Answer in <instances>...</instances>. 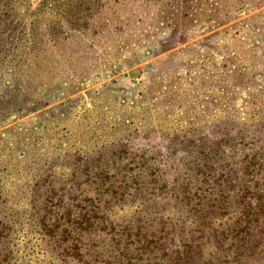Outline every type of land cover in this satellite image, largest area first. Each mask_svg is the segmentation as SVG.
<instances>
[{
    "label": "rangeland",
    "instance_id": "obj_1",
    "mask_svg": "<svg viewBox=\"0 0 264 264\" xmlns=\"http://www.w3.org/2000/svg\"><path fill=\"white\" fill-rule=\"evenodd\" d=\"M184 2L185 8L162 0H117L88 12L63 5L46 13L42 26L49 33L63 31V50L55 52L48 38L32 33L29 42L45 41L48 50L23 58L20 63L28 66L18 72V85L11 84V71L0 81V199L17 226L33 198L28 188L37 181L44 182L39 199L46 198L51 180L72 185L64 197L82 196L81 191L96 197L101 184H117L119 174L96 179L94 172L112 164L126 136L131 144L125 154L156 156L166 150L162 133L169 129L215 120L209 114L223 121L249 118L264 106V2ZM42 5L43 0H25L23 9L38 12ZM220 13L231 20L220 24L226 17L219 16L214 22ZM60 14L67 17L56 19ZM85 14L92 17L84 21ZM87 162L88 178L81 170ZM114 196L102 194L109 201ZM128 207L121 206L133 210ZM27 231L23 223L19 238ZM216 251L207 247L201 255L208 260ZM29 261L18 264H41Z\"/></svg>",
    "mask_w": 264,
    "mask_h": 264
},
{
    "label": "trees",
    "instance_id": "obj_2",
    "mask_svg": "<svg viewBox=\"0 0 264 264\" xmlns=\"http://www.w3.org/2000/svg\"><path fill=\"white\" fill-rule=\"evenodd\" d=\"M24 1L0 0V81H4L3 73L11 71L13 86L18 85V72L27 69L20 63L23 58L48 50L45 41L29 42L32 33L48 38L55 52L63 50V31L49 33L42 26L48 11L64 5L88 12L117 2L43 0L38 12L29 13L23 9ZM225 1L208 3L217 6ZM169 2L185 8L184 0H162L163 5ZM60 15L54 16L61 21L67 17ZM219 16L226 17L220 24L231 20L228 13L212 20L218 22ZM90 17L85 14L83 20ZM197 17L204 21L201 13ZM233 109L239 116L237 107ZM208 116L215 120L181 126L191 131L179 128L162 133L166 150L156 156L145 151L125 154L131 143L129 136L124 137L112 164L94 172L96 179L119 174V182L101 184L94 191L96 197L82 191V196L64 197L73 192L72 185L60 187L51 180L46 198L39 199L44 182L37 181L28 188L33 198L20 226L16 218L6 215L5 198L0 199V264H18L25 258L41 264L54 259L57 264H244L251 259L263 264L264 106L249 118L223 121L217 115ZM102 156L90 157V162ZM88 163L81 168L87 178L92 172ZM133 180L138 187L132 186ZM59 191L61 196L55 197ZM105 193L115 195L112 201L102 197ZM128 204L132 211L121 208ZM23 223L28 231L19 238L17 229ZM207 247L218 254L210 253L207 260L201 255Z\"/></svg>",
    "mask_w": 264,
    "mask_h": 264
}]
</instances>
